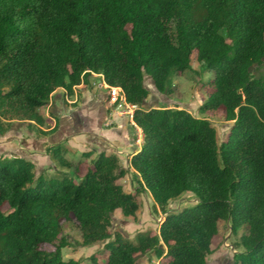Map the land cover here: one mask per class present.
Wrapping results in <instances>:
<instances>
[{"label": "trees", "instance_id": "1", "mask_svg": "<svg viewBox=\"0 0 264 264\" xmlns=\"http://www.w3.org/2000/svg\"><path fill=\"white\" fill-rule=\"evenodd\" d=\"M194 54L212 74L199 110L233 121L222 142L207 118L145 107L146 76L172 95ZM95 74L138 107L142 147L126 168L114 153L83 165L62 144H45L64 168L50 179L28 159L0 157V264H82L63 255L64 221L77 223L85 246L107 241L104 264H136L147 252L165 264H207L228 221L233 234L244 229L235 264H264V0H0V135L15 120L36 124L39 137L54 133L58 122L40 127V109L58 88L72 95ZM130 171L140 184L134 192L120 183ZM143 190L166 214L158 230L113 234L115 211L138 218ZM188 192L197 203L168 212Z\"/></svg>", "mask_w": 264, "mask_h": 264}, {"label": "rangeland", "instance_id": "2", "mask_svg": "<svg viewBox=\"0 0 264 264\" xmlns=\"http://www.w3.org/2000/svg\"><path fill=\"white\" fill-rule=\"evenodd\" d=\"M259 70H263V65L259 67ZM211 77L212 74L204 71L194 54L192 56L191 68L174 76L172 83L175 87V91L172 95L167 96L157 91L151 78L146 76L145 84L148 88H150L151 93L145 107L182 108L186 109L196 117L207 118L216 127L219 142H222L228 137L233 121H226L222 110L214 113H202L199 110L200 105L207 100L209 93L212 90L206 82ZM98 79H102V76L99 74L93 75L89 84H82V87L80 88L76 87V93H74L73 96L68 95L64 89L59 91L56 90L57 93L54 94L55 96H53V101L54 103L59 102V108L52 109L49 106H45L40 111L45 113L54 110V114L57 115L66 106L79 105L85 97L88 98L91 95L98 98V91L106 93L109 92L108 88H100V83L97 81ZM101 81L104 87H106L103 80ZM75 94L77 95L75 96ZM68 100L71 102H68ZM112 109L114 110V107H112ZM119 115L121 114L119 113ZM121 116L126 117L127 129L124 131H126L127 134L124 133L125 138H122V141L117 149L104 151L116 154L119 157L122 166L128 168L132 155L141 149L144 136L142 130L139 127H135L128 115ZM92 120L95 121L92 128L96 130L97 119ZM104 126L111 129L115 126V124H113V121L109 119V121L107 120L105 122ZM49 127L51 126H48V128ZM37 132L38 126L33 122L15 120L13 122V128L6 134L0 135V157H17V155L19 157H24V154L27 153L23 152V148L28 149L29 151L35 147V144L39 148V142L35 140ZM48 140L53 142L51 137H49ZM62 147L65 153L67 151V154L70 150L69 155L75 158L73 159L75 162H79L81 160L86 162V164L83 165H88L98 156V154L92 153L88 157H81L69 149L67 142H64ZM52 161L53 162H50L49 160L42 161L40 159V161L37 162V177L44 175L45 178L50 179L59 176V173L62 171L60 169L64 168L61 167L59 169L55 160L52 159ZM83 170L85 172L84 166ZM68 173L71 175L76 174L74 168L70 169ZM76 178V180H79L78 176ZM120 183L124 185L126 191L134 192L138 187H140L139 182L134 178L131 171L130 174L120 180ZM138 199L141 204V208L136 220L125 217L121 210L115 211L112 226L113 234L120 232L126 238L135 239L139 232L158 230L159 223L165 218L166 214H163L160 209H155L154 199L148 191L143 190L139 194ZM196 203V196L193 193L188 192L181 195L177 199L171 200L168 205V212H179L185 208L194 206ZM243 233L244 229L242 228L237 234H233L230 229V223L228 221H222L220 223V233L214 239L212 244V252L207 256V264H235L234 255L237 251H242V248H238L236 243L239 241V238ZM63 234L66 236V240L68 241L65 247H63V255L66 259L74 258L79 260L82 264H93L91 258L95 256V259L101 264H104L107 261L108 251L105 249L107 241L100 242L92 246H85L82 242L81 231L75 221L63 222ZM46 248L48 250L54 249L53 246H46ZM166 260L167 258L165 256L163 258H159L153 252H147L137 256L136 264H165Z\"/></svg>", "mask_w": 264, "mask_h": 264}, {"label": "crops", "instance_id": "3", "mask_svg": "<svg viewBox=\"0 0 264 264\" xmlns=\"http://www.w3.org/2000/svg\"><path fill=\"white\" fill-rule=\"evenodd\" d=\"M101 80L102 79L97 80L100 83V88H107L104 87ZM80 87H82V85L77 88ZM77 88H75L74 93H76ZM61 89L63 90V88H58L57 91ZM57 91H55L54 94H56ZM98 92V98L91 95L88 98L85 97L79 105L66 106L57 115L54 114V110L45 113L40 111L42 115L47 118L46 124L44 126H40L43 130L53 129L54 126L57 125V122L59 127L54 133L49 134L50 136H36L35 140L39 142V148L36 144L35 147L29 151L28 149L23 148V152L27 154H24V157L22 158H26L34 164L36 163V166H38L37 162H39L40 159L42 161L49 160L50 162H53L49 154L46 152L45 144L56 145L63 144L64 142H67L69 149H71L72 152H75L77 155L84 158L85 156H90L92 153L99 154L104 150L110 151L117 149L122 141V138H125L124 133H126V131L124 130L127 129V120L126 117L119 115V113L112 109L109 103V92ZM54 94L53 96H55ZM73 95L74 94L70 96ZM76 95L77 94H75V96ZM53 96L50 103L46 106H49L52 109L59 108V102L54 103ZM68 102L71 101L68 100ZM92 119H97L96 130L92 128V125L95 123ZM109 119H111L113 124H115V126L111 129L104 126L105 122L107 120L109 121ZM48 126L51 127L48 128ZM49 137L53 139V142L48 140ZM69 152L70 150L67 154L66 151V157L71 160L75 159L69 155ZM17 157L19 156L17 155Z\"/></svg>", "mask_w": 264, "mask_h": 264}, {"label": "built area", "instance_id": "4", "mask_svg": "<svg viewBox=\"0 0 264 264\" xmlns=\"http://www.w3.org/2000/svg\"><path fill=\"white\" fill-rule=\"evenodd\" d=\"M103 82L105 86L109 89V103L112 107H114V111L119 112L121 115H128L131 118L132 123L137 128L138 126L134 121V113L137 109V106L127 102L125 94L123 93L121 87L110 86L104 80Z\"/></svg>", "mask_w": 264, "mask_h": 264}]
</instances>
